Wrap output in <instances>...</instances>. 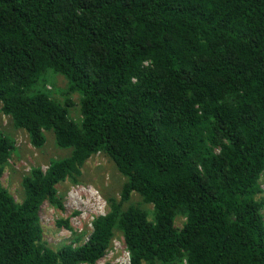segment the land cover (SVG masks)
Listing matches in <instances>:
<instances>
[{"label": "trees", "instance_id": "obj_1", "mask_svg": "<svg viewBox=\"0 0 264 264\" xmlns=\"http://www.w3.org/2000/svg\"><path fill=\"white\" fill-rule=\"evenodd\" d=\"M0 103L35 148L51 131L71 151L18 203L0 130V264H97L118 235L129 264H264V0H0ZM99 154L124 181L101 182L109 211L87 240L58 221L72 236L54 249L42 206L63 209L57 186Z\"/></svg>", "mask_w": 264, "mask_h": 264}, {"label": "rangeland", "instance_id": "obj_2", "mask_svg": "<svg viewBox=\"0 0 264 264\" xmlns=\"http://www.w3.org/2000/svg\"><path fill=\"white\" fill-rule=\"evenodd\" d=\"M48 77L47 90L51 92L55 99L64 102L67 98L65 93L68 86L66 79L62 75H55L51 72ZM70 97L74 101V107L69 109L70 116L78 120L80 117L79 108L81 110L80 103L78 104L79 96L73 94ZM0 130L14 140L16 147L5 169L2 180L3 186L9 190L18 203H21L25 198L23 178L34 167H41L46 170L51 159L65 158L71 151L69 148L58 147L51 131L45 132L46 143L44 147L42 149L35 148L30 143L26 132L13 128L10 118L1 112V103ZM114 166L112 161L105 155H96L86 163L84 177L81 178L80 183L73 184L71 180H67L64 184L57 186L58 197L63 201L64 208H56L46 202L40 212L44 239L52 248L57 249L63 243H69L72 236V231L64 226L59 227L58 221L67 219L74 231L79 233L86 231L85 240H87L88 234L92 230V221L96 217L108 213L109 205L103 195L101 182L119 191L121 182L124 181ZM262 186L264 189V179L262 180ZM117 196L120 197L119 192ZM133 202L142 209H146L152 218L153 205L144 204L138 196L134 197ZM184 220V218L178 217L176 225L181 227ZM97 264H129V252L122 236L115 237L111 248Z\"/></svg>", "mask_w": 264, "mask_h": 264}]
</instances>
